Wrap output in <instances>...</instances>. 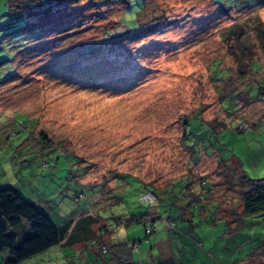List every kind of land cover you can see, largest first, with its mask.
<instances>
[{
	"label": "rangeland",
	"instance_id": "rangeland-1",
	"mask_svg": "<svg viewBox=\"0 0 264 264\" xmlns=\"http://www.w3.org/2000/svg\"><path fill=\"white\" fill-rule=\"evenodd\" d=\"M111 1L41 18L36 36L25 21L10 24L0 0V188L47 203L59 224L92 206L110 243L144 235L143 224L114 217L168 216L164 201L149 203L154 195L186 203L205 182L211 201L226 196L228 208L237 193L224 187L219 160L234 157L248 178H264V0ZM243 124L250 129L238 131ZM195 213L193 227L177 219L190 228L180 234L191 242L181 264H200L201 254L210 259L202 264H264L261 219L224 237L222 221L206 229L209 219ZM86 253L57 245L21 264L108 263L95 246Z\"/></svg>",
	"mask_w": 264,
	"mask_h": 264
},
{
	"label": "trees",
	"instance_id": "trees-1",
	"mask_svg": "<svg viewBox=\"0 0 264 264\" xmlns=\"http://www.w3.org/2000/svg\"><path fill=\"white\" fill-rule=\"evenodd\" d=\"M211 1L214 2L213 0ZM8 2L10 8L9 15L11 16L10 24L17 21H25V30L34 31L36 36H40L44 30V24L40 22L41 18L50 19L51 15L59 11H65L66 15H76V13L84 8L86 2H90V5H101L114 3L115 1L8 0ZM253 68L254 67L251 69L252 72L259 73V70L253 71ZM259 69L262 70V67ZM220 76L216 78H220ZM259 90L258 96L260 98L261 95H264V87L259 86ZM188 121L189 120L186 121L187 132L184 135L185 139L191 136ZM205 124L210 127L209 123ZM220 127L221 129L219 131L225 127V123H220ZM210 129L214 130L213 127H210ZM237 130L242 132V130ZM219 162L225 165L226 172L223 173L224 181L222 182L224 187L237 193L236 197L228 202L229 207L224 209L221 205L226 202V196H223L220 200L211 201L210 190L207 187L208 184L205 182L202 184L200 183L197 185L201 187L200 190L195 187L194 189L193 187L189 188V194L184 196V198H188L186 203L178 199V202H181L179 208L184 209L186 214L181 213V215L174 218L172 216L166 217L165 220L171 230H177V221L179 220H186L191 223V227H193V221L190 218H193V216L196 217L195 209L198 211V216L199 212L206 213L199 217L203 219L201 224L207 223L208 219L209 222L207 224H211L212 226L222 221V225H224L225 228L223 232L225 234H234L243 231L249 222L245 220L246 218L255 217L256 221L261 219V221L264 222V178L258 180L248 178L242 171L240 162L234 157L231 159L230 163H226V161L222 160H219ZM204 187H207L208 196L202 193ZM95 193L96 190L92 191L91 196L96 197ZM175 196L176 195H171L169 197V202H167L168 197L166 196L160 195L156 196V198L158 201H164L166 210H170L177 206V199ZM100 197L101 193L96 202L100 201ZM76 200L79 201L80 198L76 197ZM150 204H155V201L150 202ZM91 207L92 206L82 211H76V213L74 212L71 217H69L70 219H66L64 223L59 224L56 213L54 214V211L47 203L36 204L35 202H31L23 198L13 187L0 188V253L5 255L0 264H21L25 260L39 255L63 242L65 243L66 241L68 245L81 243L85 249H88L89 246H98L104 255L109 254L111 256L108 264H113V262H115L117 257L115 255L117 253L116 251L122 249L121 251L127 256V259L120 260L122 261L121 263H125L126 261H131L132 251L138 252L141 240L144 239L148 241L149 238L156 233L155 227L150 223L149 216H152L150 211L142 214H130L129 217L126 218L120 216L114 217L118 225L124 224L125 226H130L132 224H143L144 235L142 239L134 240L131 243V248H127L126 244L121 243H111L107 245L104 238L109 235V230L106 224H104L103 218L93 213ZM188 210H190V214ZM258 240H260V246H258V248L259 250L261 249L260 253H263L264 238ZM262 255H264V253ZM161 264H166V262H162Z\"/></svg>",
	"mask_w": 264,
	"mask_h": 264
},
{
	"label": "crops",
	"instance_id": "crops-1",
	"mask_svg": "<svg viewBox=\"0 0 264 264\" xmlns=\"http://www.w3.org/2000/svg\"><path fill=\"white\" fill-rule=\"evenodd\" d=\"M262 119H264V116L262 117ZM154 201H158V199L156 198L155 195H154L153 199L149 198V203L154 202ZM180 203L181 202L180 201L178 202V200H177V203H176L177 206L175 208L174 207L171 208L170 210L167 209L166 214L168 216H172L173 218L178 216V215H181V212H179ZM150 212L152 213V216H149V219L151 221L150 223L156 229V233L152 236V237H154V239L152 240V237H150L149 240L146 242H142V240H141V242L139 244L138 252L132 251L131 261L129 260V261H126L125 263H121L122 261L120 260V259H122V260L127 259V256L121 251L122 249H120L119 251H116L117 253L116 254L114 253V254L117 256L116 257L117 260L114 258L115 262H113V264H161L162 262H166V264H181L180 258L186 254L185 252L190 247V246H188V244L191 245V242L189 240H187L186 237L183 238L180 234L188 235L187 232H188V230H190V228H186L185 225H178V223H177V230H179V232L177 230L173 231L168 227L167 221L165 220L167 216L165 217L164 214L158 213L157 210H152ZM154 212H156V213H154ZM183 213H185V212H183ZM204 214H206V213L205 212H199V217H201ZM157 222H160L162 224V226L160 228L162 229L161 231L163 232V235L155 237L156 234H158V230H159L156 226ZM180 222H188V221L185 220V221H180ZM208 226L209 225L207 224V226L205 228L208 229L209 228ZM215 226H217V225H215ZM212 227H214V226H212ZM223 229H225V228H223ZM223 229L221 227V230H223ZM192 231H193V229H191V232ZM243 231H244V229H243ZM112 232L113 231H109V235L104 238V240H106L108 243H110L109 242L110 241L109 236H110V233L112 234ZM169 232L171 233V237H169ZM172 232H173V235H172ZM192 233L194 234L195 232L193 231ZM237 233L242 234V231L236 232L234 234H225L223 232L219 236L226 237L225 235H235ZM254 236L255 235L253 234V237ZM165 237H166V239H165ZM163 238L165 239V241L161 240ZM138 239H140V238H137L136 240H138ZM192 239L195 240L197 238L194 239V237H192ZM258 239H260V238H258ZM133 241L134 240H131L128 242H123V241L114 240L111 243L126 244L127 248L128 247L131 248V243ZM163 241L165 242V245L163 244ZM66 243H67V241L65 243L63 242L62 244H60V246L61 247L74 246L77 251L81 252L80 256H82V257L84 255L88 256V254L86 253V251H88V249L83 248V244L77 243L74 245H68ZM196 243L198 244V242H196ZM146 244H147V246H149V248H147V250H144V249H146V246H145ZM246 244L249 245V242H246ZM185 247H187L186 251H185ZM96 248L102 253V251L100 250V248L98 246ZM142 248H143V253H145V254H143L144 258H142L141 260L139 258L136 259V254H139V257H141L140 254L142 252V250H141ZM241 248L244 249V245H242ZM239 251H238V253H239ZM238 253H237V255H238ZM259 254L261 255L260 252L257 253V255H259ZM4 256L5 255L3 254V257ZM199 256H200V258H199ZM199 256L198 255L196 256L199 259V262L196 261V263L202 264L201 261L204 259L205 256L203 254H201ZM101 257H102L101 259H102L103 263L108 262V261L110 262L111 256H107V255H104L102 253ZM118 257H119V259H118ZM193 258H195V257L193 256ZM204 260L207 261L208 263L210 262L209 257H205ZM172 261H173V263H172ZM186 262L188 263V261H186ZM247 263H249V261L244 260L240 264H247ZM211 264H214L213 260H212ZM252 264H254V263H252ZM259 264H262V263H259Z\"/></svg>",
	"mask_w": 264,
	"mask_h": 264
},
{
	"label": "built area",
	"instance_id": "built-area-1",
	"mask_svg": "<svg viewBox=\"0 0 264 264\" xmlns=\"http://www.w3.org/2000/svg\"><path fill=\"white\" fill-rule=\"evenodd\" d=\"M248 129H250V126H248V125H245V124H243V125H241L240 126V130H248Z\"/></svg>",
	"mask_w": 264,
	"mask_h": 264
}]
</instances>
